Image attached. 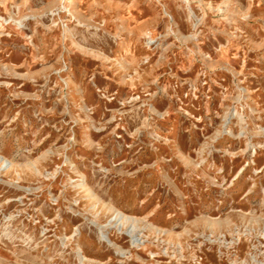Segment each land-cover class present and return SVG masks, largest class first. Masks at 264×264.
Wrapping results in <instances>:
<instances>
[{
	"label": "rangeland",
	"instance_id": "rangeland-1",
	"mask_svg": "<svg viewBox=\"0 0 264 264\" xmlns=\"http://www.w3.org/2000/svg\"><path fill=\"white\" fill-rule=\"evenodd\" d=\"M0 264H264V0H0Z\"/></svg>",
	"mask_w": 264,
	"mask_h": 264
}]
</instances>
